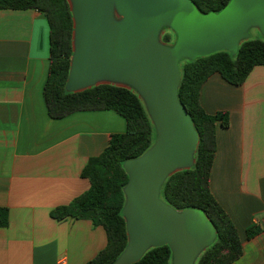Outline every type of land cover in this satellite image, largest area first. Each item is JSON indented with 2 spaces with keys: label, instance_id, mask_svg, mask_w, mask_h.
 <instances>
[{
  "label": "crops",
  "instance_id": "1",
  "mask_svg": "<svg viewBox=\"0 0 264 264\" xmlns=\"http://www.w3.org/2000/svg\"><path fill=\"white\" fill-rule=\"evenodd\" d=\"M49 36L38 10L0 9V207L8 208L0 264H84L107 243L101 225L51 211L88 189L82 168L126 122L108 109L49 116ZM199 100L209 114H228L227 126L216 123L210 187L241 239L242 254L231 264H264V65L238 85L212 73ZM251 225L261 230L247 238Z\"/></svg>",
  "mask_w": 264,
  "mask_h": 264
},
{
  "label": "water",
  "instance_id": "2",
  "mask_svg": "<svg viewBox=\"0 0 264 264\" xmlns=\"http://www.w3.org/2000/svg\"><path fill=\"white\" fill-rule=\"evenodd\" d=\"M67 1L73 30L65 89L99 84L132 89L155 129L150 147L123 162L127 244L110 264L134 263L162 245L171 250V264H196L214 242L215 227L202 210L176 209L161 198L166 178L193 166L199 141L178 98L180 62L223 50L235 55L252 28L264 38V0H229L208 13L192 0ZM164 28L174 41L162 40Z\"/></svg>",
  "mask_w": 264,
  "mask_h": 264
},
{
  "label": "trees",
  "instance_id": "3",
  "mask_svg": "<svg viewBox=\"0 0 264 264\" xmlns=\"http://www.w3.org/2000/svg\"><path fill=\"white\" fill-rule=\"evenodd\" d=\"M202 13L218 12L229 0H192ZM34 8L45 17L50 27V56L44 99L52 118H62L81 110H113L126 122L125 130L112 133L108 144L90 156L81 170L89 187L68 204L51 211L56 219L73 217L90 219L106 232L107 243L84 264H110L127 244L126 223L121 210L124 204L123 186L128 176L123 162L147 150L155 138L154 126L138 94L129 88L113 84H99L78 92L65 89L72 55V15L67 0H0V9ZM170 32L162 40L171 41ZM264 65V38L242 41L237 53L219 51L193 60L180 62L181 81L178 98L191 115L199 141L195 162L189 169L177 171L166 178L161 187V198L176 209L202 210L216 230L214 242L198 257L196 264H231L242 254L238 230L224 207L211 191L210 176L216 154V123L229 124L228 114L207 113L201 106L199 92L203 82L218 72L227 82L241 84L251 69ZM8 223V208L0 207V226ZM261 228L251 225L247 238ZM131 264H171L168 245L153 247Z\"/></svg>",
  "mask_w": 264,
  "mask_h": 264
},
{
  "label": "rangeland",
  "instance_id": "4",
  "mask_svg": "<svg viewBox=\"0 0 264 264\" xmlns=\"http://www.w3.org/2000/svg\"><path fill=\"white\" fill-rule=\"evenodd\" d=\"M165 32H170V33H172L168 28H164V30H163V34H164ZM249 38H251V39H255V38H263V36H262V34H261L257 29L252 28V29H250V36H249ZM174 39H175V35L172 33V34H171V41H170V42L174 41ZM170 42H169V43H170Z\"/></svg>",
  "mask_w": 264,
  "mask_h": 264
},
{
  "label": "built area",
  "instance_id": "5",
  "mask_svg": "<svg viewBox=\"0 0 264 264\" xmlns=\"http://www.w3.org/2000/svg\"><path fill=\"white\" fill-rule=\"evenodd\" d=\"M59 264H64V262L63 261H60Z\"/></svg>",
  "mask_w": 264,
  "mask_h": 264
}]
</instances>
